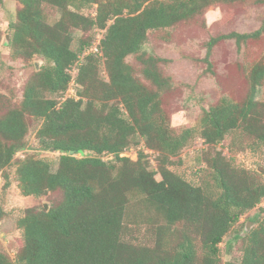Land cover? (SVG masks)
<instances>
[{"label":"trees","instance_id":"1","mask_svg":"<svg viewBox=\"0 0 264 264\" xmlns=\"http://www.w3.org/2000/svg\"><path fill=\"white\" fill-rule=\"evenodd\" d=\"M17 1L22 7L16 21L9 23L8 46L14 57L38 56L44 65L28 80L20 105L0 116V173L7 188L5 171L26 145V117L40 120L36 137L44 150L60 154L57 169L52 171L47 160L28 156L15 162L17 181L25 197L60 191L62 198L48 211H23L17 221L23 246L15 261L0 252V264H221L220 244L264 200V183L220 151L201 162L196 176L206 173L210 181L199 185L167 165L194 133L206 150L237 130L264 146V122L255 100L264 69L254 68L251 93L243 104L223 100L205 112L197 127L177 133L167 124L159 102L160 90L168 84L158 68L160 59L142 50L150 31L173 27L212 0ZM74 4L97 5L95 16L72 10ZM46 6L56 8L59 17L50 16ZM74 29L103 32L101 55H84L94 34L74 50ZM259 33L233 32L221 39H235L239 45ZM129 56H136L155 90L135 78L126 62ZM100 62L105 81L98 76ZM75 65L79 99L45 98L44 91L63 97ZM136 134L141 141H135ZM142 144L157 153L162 180H156L157 172L150 170L143 151L136 160L121 156ZM5 215L0 204V221ZM251 220L256 227L237 234L241 259L234 264H264V215ZM126 225L148 227L146 241L123 240Z\"/></svg>","mask_w":264,"mask_h":264},{"label":"rangeland","instance_id":"2","mask_svg":"<svg viewBox=\"0 0 264 264\" xmlns=\"http://www.w3.org/2000/svg\"><path fill=\"white\" fill-rule=\"evenodd\" d=\"M206 4L201 11L173 27L150 31L142 49L145 54L160 59L158 68L163 77L167 78L168 84L160 90L159 102L167 124L177 133L184 128L197 127L205 112L223 100L243 104L251 93L254 68L264 69V0H212ZM21 7L17 0H0V116L20 105L28 80L44 65L38 56L31 59L14 57L8 46L9 23L16 21ZM96 7L82 8L74 4L71 9L91 17L95 16ZM44 10L52 17H59L56 8L46 6ZM258 31L260 33L256 37H250L239 45L235 39H221L233 32L253 34ZM102 33L98 30L85 33L74 29L71 32L72 48L77 50L82 40L91 38L93 34L95 38L99 37ZM215 38L219 39L210 48L209 44ZM126 62L132 66L135 78L150 90L156 89L143 76V66L136 56L127 57ZM98 76L103 81L107 79L103 62L99 64ZM256 93L255 100L260 103L264 122V81L257 87ZM43 95L45 98L63 100L59 95L46 91ZM26 119L29 125L26 145L16 154L14 164L5 171L10 182L7 188L6 180L0 173V204L6 214L0 221V252L8 255L12 261H15L23 246V233L17 226L23 211L30 207L46 209L47 206L50 209L62 198L60 191L50 192L40 198L25 197L21 193L15 162L28 156L44 159L50 163L51 170L55 171L60 156L58 152L44 150L43 144L36 137L41 121L30 116ZM134 139L141 141L138 134ZM254 141V137L237 130L206 150L203 140L194 133L186 148L172 158L167 167L199 185L204 180L210 181L206 173L196 176L195 172L203 165L201 162H206L214 151H220L226 158L232 159L235 166L252 171L264 183V146L258 147ZM135 150L131 148L126 154L131 160H136ZM156 156L157 153L155 163H150L149 168L157 172L159 163L157 165ZM155 178L162 180L159 172ZM257 214L264 215V200L245 214L220 244L221 264L239 263L242 241L237 239V234L256 227L251 218ZM147 229L145 226L126 225L122 239L128 243H143L147 239Z\"/></svg>","mask_w":264,"mask_h":264},{"label":"built area","instance_id":"3","mask_svg":"<svg viewBox=\"0 0 264 264\" xmlns=\"http://www.w3.org/2000/svg\"><path fill=\"white\" fill-rule=\"evenodd\" d=\"M100 38H101L100 36L96 37V39L93 42L92 46L85 51L84 55H89L90 53H98L99 55H101V52L98 51V45H99V42H100ZM80 63H81V61H79L76 65H78ZM76 65L69 71L70 75L72 76V80L70 81V85H69L68 90L65 92V94L62 97L63 100L68 98V97H72L75 100L79 99L78 95L76 94V83H75V80H74V76H75V73H76V70H77ZM67 95H69V96H67ZM129 151H130V149H129ZM129 151H126V152L122 153L121 156L128 157L126 154ZM135 151H136L135 152L136 153V159L138 157V152L139 151H143V153L148 156V160L150 161V163L151 164L155 163V152L150 150V149H148V148H146L143 144H142L141 147L136 148ZM131 152H134V151H131ZM150 156H153V158H151Z\"/></svg>","mask_w":264,"mask_h":264},{"label":"water","instance_id":"4","mask_svg":"<svg viewBox=\"0 0 264 264\" xmlns=\"http://www.w3.org/2000/svg\"><path fill=\"white\" fill-rule=\"evenodd\" d=\"M7 42H9V38L7 39ZM51 151H53V150H51ZM70 154H71V155H75L76 153H75L74 151H71ZM45 208H46L47 211L49 210V209L47 208V206H45Z\"/></svg>","mask_w":264,"mask_h":264}]
</instances>
